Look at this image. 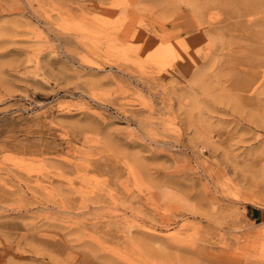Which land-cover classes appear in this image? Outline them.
<instances>
[{"label": "rangeland", "instance_id": "374dc122", "mask_svg": "<svg viewBox=\"0 0 264 264\" xmlns=\"http://www.w3.org/2000/svg\"><path fill=\"white\" fill-rule=\"evenodd\" d=\"M245 2L0 0V264H264Z\"/></svg>", "mask_w": 264, "mask_h": 264}, {"label": "crops", "instance_id": "0c3cea01", "mask_svg": "<svg viewBox=\"0 0 264 264\" xmlns=\"http://www.w3.org/2000/svg\"><path fill=\"white\" fill-rule=\"evenodd\" d=\"M257 215L260 219H264V209H260L258 212H257Z\"/></svg>", "mask_w": 264, "mask_h": 264}, {"label": "bare ground", "instance_id": "6f19581e", "mask_svg": "<svg viewBox=\"0 0 264 264\" xmlns=\"http://www.w3.org/2000/svg\"><path fill=\"white\" fill-rule=\"evenodd\" d=\"M246 0H244V2H245ZM243 2V1H242ZM246 3V2H245ZM254 3V2H253ZM249 6V5H248ZM243 9H245V8H243ZM246 11V10H245Z\"/></svg>", "mask_w": 264, "mask_h": 264}]
</instances>
